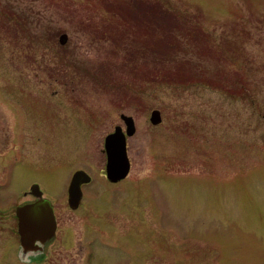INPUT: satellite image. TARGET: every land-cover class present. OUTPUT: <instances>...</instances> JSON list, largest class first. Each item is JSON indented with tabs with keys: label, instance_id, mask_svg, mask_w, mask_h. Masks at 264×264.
Here are the masks:
<instances>
[{
	"label": "rangeland",
	"instance_id": "rangeland-1",
	"mask_svg": "<svg viewBox=\"0 0 264 264\" xmlns=\"http://www.w3.org/2000/svg\"><path fill=\"white\" fill-rule=\"evenodd\" d=\"M33 184L57 229L22 256ZM0 264H264V0H0Z\"/></svg>",
	"mask_w": 264,
	"mask_h": 264
},
{
	"label": "water",
	"instance_id": "water-1",
	"mask_svg": "<svg viewBox=\"0 0 264 264\" xmlns=\"http://www.w3.org/2000/svg\"><path fill=\"white\" fill-rule=\"evenodd\" d=\"M67 40L65 33L59 36L60 44ZM125 129L116 125L114 130L104 138L103 152L106 157L104 166L105 177L115 183L123 180L129 173L130 161L127 154V137L135 133L134 119L130 115L120 114ZM161 113L154 109L150 113L149 121L153 125L161 122ZM91 181V176L84 170H76L67 187V202L70 208L76 209L82 199L81 186ZM30 193L34 195L32 202L22 203L15 208L17 217V231L19 234L22 256L28 253L41 252L46 243L56 235V219L50 201L42 196L38 184H33Z\"/></svg>",
	"mask_w": 264,
	"mask_h": 264
},
{
	"label": "flooded vegetation",
	"instance_id": "flooded-vegetation-1",
	"mask_svg": "<svg viewBox=\"0 0 264 264\" xmlns=\"http://www.w3.org/2000/svg\"><path fill=\"white\" fill-rule=\"evenodd\" d=\"M83 185H84V184H83ZM33 198H34V200H35V197H33ZM34 200H33V201H34ZM31 202H32V201H31ZM15 215H16V214H15ZM52 240H53V239H52ZM52 240H51V241H52ZM51 241H50V242H51ZM48 243H49V242H48ZM48 243H46V244H48ZM31 253H32V252H31Z\"/></svg>",
	"mask_w": 264,
	"mask_h": 264
}]
</instances>
